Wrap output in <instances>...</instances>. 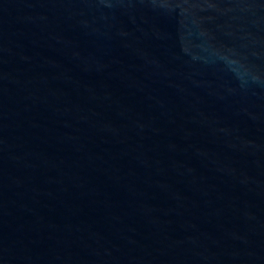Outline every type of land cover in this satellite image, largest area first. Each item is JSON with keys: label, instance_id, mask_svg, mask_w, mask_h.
Listing matches in <instances>:
<instances>
[{"label": "water", "instance_id": "95a60500", "mask_svg": "<svg viewBox=\"0 0 264 264\" xmlns=\"http://www.w3.org/2000/svg\"><path fill=\"white\" fill-rule=\"evenodd\" d=\"M0 264H264V0H0Z\"/></svg>", "mask_w": 264, "mask_h": 264}]
</instances>
